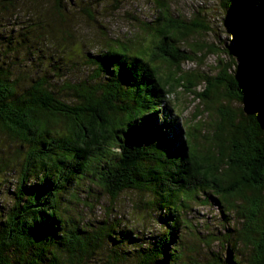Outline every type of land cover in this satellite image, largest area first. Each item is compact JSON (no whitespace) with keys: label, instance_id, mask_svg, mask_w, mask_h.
Wrapping results in <instances>:
<instances>
[{"label":"trees","instance_id":"1","mask_svg":"<svg viewBox=\"0 0 264 264\" xmlns=\"http://www.w3.org/2000/svg\"><path fill=\"white\" fill-rule=\"evenodd\" d=\"M19 1L0 0V21L4 12L17 13ZM43 1L50 2V12L17 36L39 59L33 64H44L42 74H15L14 62L3 60L15 46L9 33L0 32L1 40L9 39L6 47L0 42V131L23 153L17 163L0 157V183L14 164L18 172L11 196L0 203V264H264L263 0L221 2L236 27L230 51L242 59L241 74H228L226 67L217 81L201 76L209 84L198 93L193 88L200 80L187 83L218 112L207 146L192 131L185 130L186 137L173 133L165 94L182 85L183 76L173 83L175 72L161 74L155 64L160 60L178 71L191 59L178 44L210 30L205 17L186 19L166 0H156L154 19L141 23L153 44L107 37L99 52L78 51L74 61L68 56L67 71L59 60L68 52L58 41L72 36L70 9L91 16L92 1ZM42 43L47 51L55 43L57 53H43ZM189 49L194 54L201 47ZM251 95L262 98L259 113L239 116L228 106ZM95 187L112 200L126 190L145 193L143 208L158 228L84 216L97 199ZM200 193L211 194L221 212L232 210L235 228H228L223 213L224 233L184 237L197 227L188 210L202 201ZM216 241L219 250L212 246Z\"/></svg>","mask_w":264,"mask_h":264},{"label":"rangeland","instance_id":"2","mask_svg":"<svg viewBox=\"0 0 264 264\" xmlns=\"http://www.w3.org/2000/svg\"><path fill=\"white\" fill-rule=\"evenodd\" d=\"M76 1L78 2L77 4H80L79 6L83 5L84 2L90 3L92 1L90 8L95 13L91 14V16H87L84 11L77 9L78 7H74V11H71L72 8L70 9L68 23L71 28L72 36H70V38L65 37L63 40L58 41L60 44L59 49H64L68 52V55H64L62 60H59L62 62V67L67 68V71L69 65L71 66L70 61H67L68 56L74 61L76 60L78 51H82L83 54L86 52L90 54L99 52L98 46L100 47L107 37H115L121 40L130 38L140 42L143 46L153 44V41L152 43L149 41L151 39L150 30L144 29L141 23H148L154 19L153 14H155L156 0H119V2L102 0L99 5L94 2V0ZM166 1L170 5L172 12L189 20L192 19L193 15H200L199 18L205 17L206 21H208L211 26L210 30L207 32L193 34L189 36L185 42L178 44L180 48L188 51L192 57L184 61L178 71H175L163 61L155 60V64L158 66L161 74L167 75L171 72H175L173 74V83H175L179 76H183L181 80H178L182 85L176 86L171 93L165 94L166 112L172 114L174 118H171L172 115H168L170 119H174L176 122V125H174L176 129L173 133L176 134L178 132L180 137H184L185 130L192 131L193 134L196 135L197 141L207 146V138L213 133V127L218 112L215 110L216 108L207 107L210 106L206 102L207 99L196 97L197 95L189 92L186 87L190 78L197 79L198 81L200 80L199 82L201 83L193 88L194 92L198 93L209 84V80L203 82L201 76H211L213 77L211 81H217L221 69L226 67L227 69L225 72L228 74L233 75L239 73L236 66L240 60V56L236 58V54L232 55L230 51L233 48L232 44L234 40L233 29L229 26L231 12L227 11L228 9H226L224 5L221 6L222 0ZM262 3H264V0ZM17 7L18 10L15 15H10L8 12H4L1 15L2 21H0V23L3 24L2 27L7 31L0 28V32L9 33L11 38L10 41H12L13 44L12 47L15 46L14 49L11 48V52L9 51L8 57H6V59L3 58V60H12L14 62L12 71L15 74L19 76L24 74L28 76L29 74L32 77H36L37 74H42L41 70L44 68V64H33V62L36 63L39 59L35 60V55L30 56L28 54L27 50L30 46L28 47L25 44H20L17 36L19 32H26L25 28L34 27V22H37V16L43 19L44 15L50 12L51 4L43 0H22L19 1V4L17 3ZM55 25H57V23H55ZM64 29L65 28L62 27V30ZM28 30L31 31L30 29ZM27 35L29 36L30 33ZM59 36L63 35L59 34ZM13 37L16 39V42ZM0 42L6 47L9 39L1 40L0 38ZM52 45L54 46H51L52 50L47 51V48L44 47V43H42L41 48L46 49L43 53H57V48L54 49L56 44L54 43ZM197 45L201 47L200 50L195 49ZM94 46H97V48ZM189 48L193 49V51L196 50L195 53H191ZM154 51L160 52L159 49H155ZM228 65H230V67ZM75 72V68L70 69V74H74ZM56 79L57 78L52 77V82L54 84H56ZM19 80L22 81V79ZM226 84L230 88L233 87L229 82H226ZM56 86L59 87L60 82H58ZM251 96V99L244 105L236 101H231L228 103V106L239 112V116H241V113H248V110L259 113L262 98L256 95ZM221 101L224 104L227 103L225 98H222ZM156 118V122L159 123L160 119L157 116ZM166 131L169 132L168 129H166ZM17 148L18 142L13 140L5 132L0 131V157L7 156L10 158V161L14 160L16 163L19 162L22 159L23 153L19 155V153L16 152ZM14 168H16V170L10 171L4 175V179L0 183V203H6L9 195L11 196L10 192L18 177L15 164ZM95 191L97 199L90 204L92 205L91 208L86 207L84 209V216L92 219L107 216L111 220L117 219L126 226L131 225L137 229H143L144 231L146 228H158V226L154 225L150 220V215H147L149 210L143 208L146 207L144 202L147 196L145 193L136 190H126L112 200L108 194L96 190V187ZM199 196L202 201H193L190 204L191 209L188 210V219L192 220L194 225L197 223V227L194 228L193 226L192 230L184 229L186 235L184 237L194 240L197 239L195 234L200 237H206L209 231L213 232V234L216 233V235H219V232L224 233L226 229L223 224L226 223V217L230 219L231 222L228 228H235L236 220L234 215H232V210H230L229 213L225 211L221 212L211 194L207 195L205 193H200ZM223 213L226 214V217ZM187 243L189 244V241ZM212 246H214L216 250L220 249L217 241L214 242Z\"/></svg>","mask_w":264,"mask_h":264},{"label":"water","instance_id":"3","mask_svg":"<svg viewBox=\"0 0 264 264\" xmlns=\"http://www.w3.org/2000/svg\"><path fill=\"white\" fill-rule=\"evenodd\" d=\"M222 6V5H221ZM229 26L233 29V32H234V39L236 38V33H237V31H236V28H235V26H234V24H233V22H232V20H231V18L229 19ZM231 23V24H230ZM232 25V26H231ZM234 41V40H233ZM231 54L233 55V53L231 52ZM236 58H238V57H236ZM229 67H230V65H228ZM237 69L239 70V73H237L238 75L239 74H241V72H242V59L240 58V60H239V62H238V64H237ZM240 103V102H239ZM247 103V101H245V102H243L242 104L244 105V104H246ZM241 104V103H240Z\"/></svg>","mask_w":264,"mask_h":264},{"label":"bare ground","instance_id":"4","mask_svg":"<svg viewBox=\"0 0 264 264\" xmlns=\"http://www.w3.org/2000/svg\"><path fill=\"white\" fill-rule=\"evenodd\" d=\"M227 53V52H226ZM222 59V58H221ZM199 71V70H198Z\"/></svg>","mask_w":264,"mask_h":264}]
</instances>
